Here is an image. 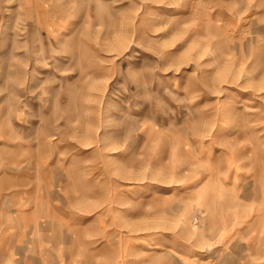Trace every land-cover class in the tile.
<instances>
[{"label":"rangeland","instance_id":"rangeland-1","mask_svg":"<svg viewBox=\"0 0 264 264\" xmlns=\"http://www.w3.org/2000/svg\"><path fill=\"white\" fill-rule=\"evenodd\" d=\"M0 264H264V0H0Z\"/></svg>","mask_w":264,"mask_h":264}]
</instances>
